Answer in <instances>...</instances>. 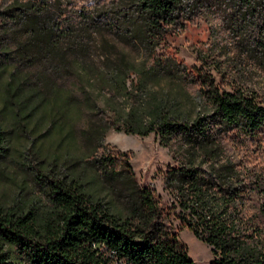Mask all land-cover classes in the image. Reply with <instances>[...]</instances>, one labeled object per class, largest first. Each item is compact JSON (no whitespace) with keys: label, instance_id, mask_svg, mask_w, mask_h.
Here are the masks:
<instances>
[{"label":"trees","instance_id":"obj_1","mask_svg":"<svg viewBox=\"0 0 264 264\" xmlns=\"http://www.w3.org/2000/svg\"><path fill=\"white\" fill-rule=\"evenodd\" d=\"M205 10L220 12L240 55L264 68V0H10L0 8L1 113L41 120L52 103L60 134L54 162L34 176L37 198L0 203V264H197L137 181L132 152L104 142L109 129L180 141L183 157L165 185L182 222L211 246L209 264H264V155L249 167L225 152L226 141H254L264 128V100L163 51L168 32Z\"/></svg>","mask_w":264,"mask_h":264},{"label":"rangeland","instance_id":"obj_2","mask_svg":"<svg viewBox=\"0 0 264 264\" xmlns=\"http://www.w3.org/2000/svg\"><path fill=\"white\" fill-rule=\"evenodd\" d=\"M9 1L0 0V8ZM73 1L80 6L90 0ZM165 43L163 51L175 55L189 67L208 71L220 87L226 90L239 87L247 93H256L264 100V68L240 55L220 12L203 11L182 29L168 32ZM189 89L194 94L198 93L196 85ZM1 106L0 102V119L8 132V153L0 167V203L7 207L27 206L39 194L34 186L35 174L43 165L54 162V150L60 136L54 129V105L49 103L45 106L44 119L24 118L19 121H15L11 114L3 115ZM104 142L132 152L130 162L137 181L152 191L168 213L169 227L178 233L188 256L197 264H209L214 257L211 246L197 238L182 222L177 197L165 185V172L183 157L180 141L172 140L163 145L159 134L154 131L140 136L109 129ZM225 152L249 167L260 164L264 155V128L257 131L254 141L247 140L245 144L226 141Z\"/></svg>","mask_w":264,"mask_h":264}]
</instances>
